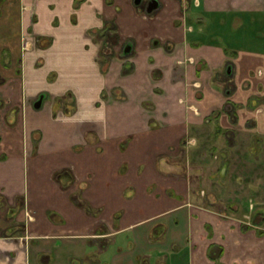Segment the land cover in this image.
I'll return each mask as SVG.
<instances>
[{"label":"crops","instance_id":"1","mask_svg":"<svg viewBox=\"0 0 264 264\" xmlns=\"http://www.w3.org/2000/svg\"><path fill=\"white\" fill-rule=\"evenodd\" d=\"M218 127L260 151L264 0H0V264H192Z\"/></svg>","mask_w":264,"mask_h":264},{"label":"rangeland","instance_id":"2","mask_svg":"<svg viewBox=\"0 0 264 264\" xmlns=\"http://www.w3.org/2000/svg\"><path fill=\"white\" fill-rule=\"evenodd\" d=\"M214 129L183 150L197 168L189 191L192 264H264V138L252 154L249 129Z\"/></svg>","mask_w":264,"mask_h":264},{"label":"water","instance_id":"3","mask_svg":"<svg viewBox=\"0 0 264 264\" xmlns=\"http://www.w3.org/2000/svg\"><path fill=\"white\" fill-rule=\"evenodd\" d=\"M150 9H151V7H150Z\"/></svg>","mask_w":264,"mask_h":264}]
</instances>
